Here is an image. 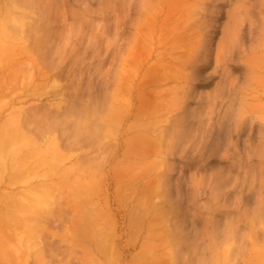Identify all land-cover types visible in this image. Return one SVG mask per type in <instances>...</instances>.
Masks as SVG:
<instances>
[{
    "label": "rangeland",
    "instance_id": "rangeland-1",
    "mask_svg": "<svg viewBox=\"0 0 264 264\" xmlns=\"http://www.w3.org/2000/svg\"><path fill=\"white\" fill-rule=\"evenodd\" d=\"M0 30V64L20 76L0 91V159L44 147L0 198L50 181L57 163L83 167L23 207L54 208L49 262L23 226L6 261L93 263L85 248L99 242L71 243L62 216L81 181L110 213L97 216L110 242L96 264H264V0H0ZM22 118L57 128L36 145Z\"/></svg>",
    "mask_w": 264,
    "mask_h": 264
},
{
    "label": "bare ground",
    "instance_id": "bare-ground-1",
    "mask_svg": "<svg viewBox=\"0 0 264 264\" xmlns=\"http://www.w3.org/2000/svg\"><path fill=\"white\" fill-rule=\"evenodd\" d=\"M3 32L4 31L0 30V34H2ZM4 33H6V31ZM3 65L4 64H0V73H1L0 74L1 75L0 76V91L1 92L3 91V93H4L5 90L7 92L8 89H9L8 85L6 84V83L9 82V79L12 78L10 80V81H12L13 79H18L20 76H19V73H18L19 69L16 68V67L19 68V66H16V67L12 66L13 68H15V70L17 69L16 71H13L14 69L11 68L12 69L11 72L4 73V69L5 68L3 67ZM5 86L8 87V89H5ZM29 117H31V116L29 115ZM22 120L24 121L23 118H22ZM22 120L19 121L20 123H19L18 127L21 128V133H22V135H24V138L28 137L29 141L30 142L32 141V143L37 142L36 141L37 138H40V140H42V138H44L48 132H50V131L54 130L55 128H57V124L52 123L53 124L52 125L51 123H49L50 121L47 120L48 122H46V120H44V119H42L41 121L44 120V122H46V123L40 122L37 119H35V121H37V122L39 121V123H31L32 121H34L33 119H31V120H29L31 124H29L26 121L27 119L24 122ZM5 122H6V120L4 121V123ZM4 123L2 124L3 126H4ZM67 124H68V122H67ZM6 127H9V126L5 125V128H3V129L5 130ZM7 129H9V128H7ZM8 131L9 130H7V134H6L7 137L6 138L9 139V142L7 140H1V141H4L3 144H5L6 141L8 142L5 145H2L3 149H5L7 147V145H9L11 143V139H10L11 136L10 135L8 136ZM33 133H34L35 136H33ZM48 136H47V138L45 137V139L48 140V138H50ZM82 136H84V135H82ZM70 137H71V135H70ZM1 138H2V136H1ZM77 138L78 137L76 136V139ZM61 139L60 138L59 139L54 138L53 140L51 139L52 143H53V146H51L52 149L53 148L56 149V151L59 152V153H60V150L64 146L63 143H62L63 140L60 141ZM68 139L70 140V138H67V140ZM76 139H73L72 142H75L74 140H76ZM24 141H25V139H24ZM77 142L79 143L78 139H77ZM77 142H76V144H78ZM23 143H25V142H23ZM68 143H69L70 147H73V144L71 143V141H69ZM68 143H67V145H68ZM40 145L41 144L38 143V146H40ZM50 145H51V143H50ZM65 146H66V143H65ZM70 147H68V148H70ZM22 148H23V146H22ZM22 148H21V150H17V152L14 153V155L19 156V160L17 162H15V160L13 159L14 162H13L11 167L8 166L9 168H7V166H5V164L3 162L4 159L3 160H1L2 158L0 159V161L3 162V165L1 166L2 170H1V173H0V183L1 184L4 181H6L7 179L10 180L9 183H11L12 181H16L17 182V180H20L21 178L25 179V177L33 171L34 162L42 163L41 160H43V159L36 160V158H39L42 155L41 151L44 152V149H43L44 147L43 148H36V150H34V151H32V150L31 151H25V149L27 147L25 149H22ZM28 148H29V146H28ZM2 152L3 151L0 152L1 157H3L2 155H4V154H1ZM53 153H55V152H53ZM33 156L36 157L34 160H33ZM43 157H44V153H43ZM53 158H56V157H53ZM60 159H62V158H60ZM50 160H51V158H50ZM53 160L54 159H52V161ZM61 162H59V163H61ZM43 163H44V161H43ZM6 164H7V162H6ZM53 164H55V163H53ZM57 165L58 166L53 167V168L50 167L53 170L49 174H47V172H45L46 174L42 173L43 176H45L44 178L48 177L46 179H51L50 181L47 180V182L40 183V184H35L34 183L35 185L31 186L30 188H25V189H23L20 192H14V193H11L9 195H6V193H5L4 196H2L0 198V256L3 255L2 256L3 259L0 257V259H2V261H0L1 264H9V263L11 264V260L12 259L9 262L6 261V259L9 258V253H7L6 251H8V248H10L11 246H15L16 247V244L19 245L17 240L20 239V237L22 236V233L24 232V230H23V232L20 233V231L22 230V228L20 229V227H22V226L24 228L25 227L26 228L28 227L29 229L31 228V231L33 230V232H35V235H36V237H35L36 241L35 242L36 243L35 242H33V243L36 244V246H37V248H36L37 249V251H36L37 262L38 261H40L41 263L49 262V259L46 257V255H47L46 243L44 242V240H42V237H43V234H44L45 231L50 232V234L52 233V230L49 228L48 223L51 224V221H53V217L56 216L54 211H53L54 208L49 207V206H47L46 208L42 207V209H40V210L36 209V208H34V209L31 208V211L27 213L26 210H24L23 207L24 206L26 207L25 203H27V200H29V201L31 200L32 194L35 195V191L40 190V191L44 192L42 187H44V189H45L46 186H49V187H47V192H49L50 189L57 187L58 185H61V187L63 188V187L66 186L67 183H70V179L69 178H70L71 174L80 173V170L83 171L82 170L83 167L82 168L81 167L78 168V167L75 166L76 168L75 167H67V168L61 169L60 168L61 167L60 164L57 163ZM77 166H79V165H77ZM51 169H49V170H51ZM49 170H48V172H49ZM7 171H8V173H6ZM29 176L27 177L28 179H29ZM76 176H78V175H76ZM30 177H32V176H30ZM34 177H32V178H34ZM55 177L58 180H60V181H58L60 183L57 182V179H55ZM37 178H35V179H37ZM75 179H77V177H75ZM27 180H26L25 183H27ZM23 182H24V180H23ZM9 183H7V184H9ZM74 183H76V182L74 181ZM79 183L81 184V181ZM79 183L78 184L76 183L74 187L68 186L70 189L66 187L65 191L62 192L63 196L65 197V199H67L68 206L72 207V209L74 210V215L72 216V218H69V220L66 219L67 218L66 217L67 216V214H66V212H67L66 211L67 210V207H66L67 205L66 204L67 203H65V207L63 209L64 213L62 214V216H64L63 220H66V221H64L65 229H67L69 231V234H70V236H67V237L71 239L70 240L71 243L73 241H75V242H79V243H82V244L85 245V243L87 244V241H89V242L90 241L91 242L95 241V244L97 242H99V247L96 246V248L99 249V251L107 252L108 251V244L107 243L110 242L109 241V236H108L107 233H106L107 235L105 234V236H103V233L99 230L100 227L98 225L97 216H99L98 219H99V222H100L101 221L100 217H103V216L104 217H108L110 215V213L108 214V211L106 212L105 209H104L105 212H106V213L104 212L105 214H103L100 211V209L97 211L98 208L95 207L94 205L98 206L99 203L98 204L97 203L93 204V200L91 199V197L88 196L89 194L90 195L93 194L92 188L91 189L89 188V184L88 185L86 184L87 185L86 186L83 183L84 187H82V185L80 186ZM89 183H91V182H89ZM29 184H31V183H29ZM62 184H63V186H62ZM7 193H9V192H7ZM94 202H96V201H94ZM16 207H19L20 211H17ZM95 208H97V209H95ZM80 212H81L82 215H80ZM84 212H85V214H83ZM101 230H103V229H101ZM28 231H30V230H28ZM40 231H42V233H40ZM19 242H21V241L19 240ZM105 242H106V244H105ZM21 244H23V243H21ZM89 244H91V243H89ZM89 244H87V246H89ZM96 245H98V244H96ZM19 247H17V248H19ZM73 247H74V245H73ZM93 247L90 245L89 247L85 248V251H87L90 261L96 264L97 263L96 252H95L96 248L94 249ZM19 249H22V247L19 248ZM11 251L13 252L12 247H11ZM21 251H20V254H21ZM72 251H73V249H72ZM106 255L108 256L107 253H106ZM6 256H7V258H6ZM20 257H22V255ZM7 260H9V259H7ZM21 260L23 261L25 259L21 258ZM24 262L26 263V262H28V260H25ZM16 263L20 264V262H17V261H16ZM13 264H15V263H13Z\"/></svg>",
    "mask_w": 264,
    "mask_h": 264
}]
</instances>
